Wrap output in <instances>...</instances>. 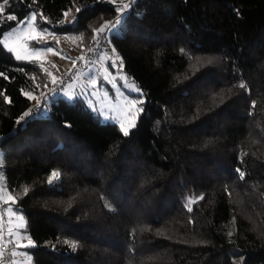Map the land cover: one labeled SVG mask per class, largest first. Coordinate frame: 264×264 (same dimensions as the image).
Returning a JSON list of instances; mask_svg holds the SVG:
<instances>
[{
  "label": "trees",
  "instance_id": "1",
  "mask_svg": "<svg viewBox=\"0 0 264 264\" xmlns=\"http://www.w3.org/2000/svg\"><path fill=\"white\" fill-rule=\"evenodd\" d=\"M32 11L115 49L145 97L129 135L52 97L65 87L17 123L25 92L51 82L1 43ZM116 14L109 0H9L0 14V181L37 245L31 264H264V0H131L97 34Z\"/></svg>",
  "mask_w": 264,
  "mask_h": 264
},
{
  "label": "rangeland",
  "instance_id": "2",
  "mask_svg": "<svg viewBox=\"0 0 264 264\" xmlns=\"http://www.w3.org/2000/svg\"><path fill=\"white\" fill-rule=\"evenodd\" d=\"M109 1L114 3L117 9L122 7L123 4H130L131 2V0ZM68 12L69 16L67 19L72 20L74 12ZM124 12L121 13L117 10L116 16L103 23L102 27L107 25V27H104L103 31L108 32L116 28L121 22ZM32 13L35 12L32 11L27 17H30ZM64 20L65 17L62 21ZM118 20L119 22H117ZM39 21H41L40 18H36V30H48V34H45L42 38L37 37V41L39 42L30 39V36L34 34L31 29H29L27 35H25L24 29L27 25L20 23L5 32L1 38V43L4 46L7 44L6 48L12 51L15 56L18 54L22 57L21 59H34L44 62L43 67L48 71L51 82L41 90L40 94H32L33 106L31 110L35 109V111L41 109L43 104H45V99L48 95L44 92L45 90L51 91L53 89V78L57 81L62 71H70L75 61L81 58L92 41L98 37H94L92 40H89V42L85 41V38L83 39L81 33L70 32L59 34L54 31L52 26H39ZM10 33L11 35H9ZM99 33L100 32L97 34ZM101 43H105V50L95 48V52L84 57L81 61L82 65L76 70L77 72L75 71L76 73H73L74 75H70L71 78L68 79L65 88L59 92H52V97L62 95L70 100L74 98L84 100L86 105L98 115L101 121L114 122L119 128L121 123H123L125 127L130 129V124L133 122L135 124L139 114L142 112L145 97L142 89L124 74L121 67V59L115 49L108 46L106 39H104V42L101 40ZM48 48H51L52 51H47ZM117 57H119V59H117ZM79 77L83 79V83L78 86L77 89L74 87L72 93L68 91L69 95L67 96V90L74 85L76 81L74 79H78ZM93 80L95 81L94 85L91 83ZM137 89L139 91H137ZM37 101H39V106H37ZM132 101L137 102L135 108L130 107L129 102ZM139 101H143V103L141 104ZM49 102L50 101L46 102L45 107L48 106ZM35 111H33V114L39 113ZM8 197H12V195L3 187L0 181V205L2 204L0 206V235H2V238L7 235L13 240L14 245L11 253L15 251L17 254L15 256L12 255V262L14 264H27L22 254L27 253L28 256H30V254L26 251V248L17 246L18 243H27L26 239H21L22 236L27 237L24 228L18 229L16 227L17 223H19L16 218L20 216L23 217V215L13 208V202L9 200ZM10 229L11 232L9 231ZM0 253L2 252L0 251ZM7 257H9V254H7ZM5 259L3 255L0 256V264H6L3 261Z\"/></svg>",
  "mask_w": 264,
  "mask_h": 264
},
{
  "label": "snow or ice",
  "instance_id": "3",
  "mask_svg": "<svg viewBox=\"0 0 264 264\" xmlns=\"http://www.w3.org/2000/svg\"><path fill=\"white\" fill-rule=\"evenodd\" d=\"M9 3V0H2V3H0V14H3L5 12V6ZM130 7V4L129 3H125L122 5V7H119L117 10L121 13H123L126 9H128ZM75 11L76 13H79L81 11V8L80 7H76L75 8ZM64 17H65V20L64 21H60V23H64V22H67V23H73L75 21V17L73 18V20H68V16H69V12L68 11H65L63 13ZM36 18H37V14L36 13H32L30 15V17H26L24 20H21L19 21L20 24H26L27 27L24 29V34L27 35L28 33V30L31 29L32 32L34 33L33 35L30 36V39L33 40V41H37V37H43L45 34H48V30L47 29H43V30H40V31H37L36 30V25H35V22H36ZM43 19V17H41ZM7 20H16L17 17H15L14 15H8L6 17ZM47 22V21H45ZM119 22V20L117 21ZM104 27H107V25L103 26L102 28L96 30L98 32H102L104 30ZM11 35V33L9 34ZM54 35V34H52ZM39 42V41H37ZM58 43V41H57ZM5 47H7V44H5ZM47 51L51 52L52 49L51 48H48ZM185 50L184 49H181V52H184ZM17 60L21 59L22 57L20 55H16L15 57ZM117 59H119V57H117ZM121 67H122V64H121ZM0 75H2V73H0ZM52 83H56V80L55 78H53L52 80ZM91 83L94 85L95 84V81H91ZM239 87L241 88H245L247 89V85L242 81L239 85ZM137 91H139L137 89ZM25 95L28 96L29 99H33V96L31 94V92L29 93H25ZM7 97H5V100L7 101ZM136 101H132V102H129L130 104V107L131 108H135L136 107ZM139 103H143V101H139ZM256 101H253L252 102V106L253 108H255L256 106ZM37 106H39V101H37ZM35 111V109H32V110H29L27 112H25L23 114V116L21 117V120L20 121H17V123H20L24 118L26 117H29L30 116V112H33ZM135 124L134 122L130 124V127H134ZM120 128H121V131L123 132V134L125 136L129 135V130H128V127H125V125L123 123H121L120 125ZM246 155V153H245ZM0 164H2V161H0ZM237 172L239 173V176L241 179L244 178L245 176V173L243 171H241L240 169H237ZM61 178V172L60 170H53L50 174V176L48 177V183L49 184H52L54 183L55 181L59 180ZM29 189L28 188H25L24 189V194L26 195L28 193ZM203 197H197L196 199H189L188 203L186 204V207L188 208V211H192V207L191 205L196 203L197 200L199 199H202ZM9 200H12L13 203H15V199L13 197H8ZM105 208H107L109 211H115L114 207L112 206V204L105 200ZM19 223H17L16 227L18 229H23V228H26V224L24 223V218L22 216L20 217H17L16 218ZM11 232V229L9 230ZM135 231V230H134ZM229 236L232 235L231 232L228 233ZM0 238H2V235H0ZM22 240L26 239L27 240V243L26 244H17L18 247H23V248H34V247H37V245L35 244V242L29 238V237H24L22 236L21 237ZM65 243H68L67 241H65ZM73 250H75L77 247H78V243L77 242H71V244L69 245ZM17 253L15 251L12 252V255L15 256ZM3 254L0 253V256H2ZM22 255H24L25 257V260L27 261V264H31V258L30 256H28L27 253H23Z\"/></svg>",
  "mask_w": 264,
  "mask_h": 264
},
{
  "label": "built area",
  "instance_id": "4",
  "mask_svg": "<svg viewBox=\"0 0 264 264\" xmlns=\"http://www.w3.org/2000/svg\"><path fill=\"white\" fill-rule=\"evenodd\" d=\"M95 48H100L101 50H105L106 47L100 42V38H97L92 41V43L88 46L87 50L82 54L81 58L75 61L74 66L70 71L61 72L59 79L56 81V83L52 85L53 89L65 87L67 85L70 75H72L82 65L81 62L82 59L84 57L91 55L92 52H95L94 51ZM49 92L50 90H45L44 93H49ZM13 245H14L13 240L7 235L4 238L0 239V251L2 252L3 256L6 258L3 261L7 264H14L12 262L13 257L11 253ZM7 254H9V257H7Z\"/></svg>",
  "mask_w": 264,
  "mask_h": 264
},
{
  "label": "crops",
  "instance_id": "5",
  "mask_svg": "<svg viewBox=\"0 0 264 264\" xmlns=\"http://www.w3.org/2000/svg\"><path fill=\"white\" fill-rule=\"evenodd\" d=\"M76 72H77V71H76ZM76 72H74V74H75ZM74 74H73V75H74ZM70 78H71V77H70ZM74 80H76V81L74 82V85H73L72 87H70L69 90H67V92H66L67 96L69 95V93H72L74 87H76V89H77V87L80 86V85L83 83V79H81L80 77H79L78 79L76 78V79H74ZM68 91H69V93H68ZM44 105H45V104H44ZM44 105H43V106H44ZM43 106H42V107H43ZM42 107H41V108H42ZM1 205H2V204H1ZM1 205H0V206H1ZM3 208H4V207H3ZM26 235H27V234H26ZM27 237H28V236H27Z\"/></svg>",
  "mask_w": 264,
  "mask_h": 264
}]
</instances>
